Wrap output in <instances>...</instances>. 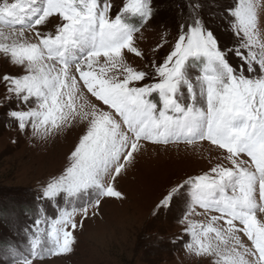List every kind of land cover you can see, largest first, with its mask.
<instances>
[{"label":"snow or ice","instance_id":"6c2138e0","mask_svg":"<svg viewBox=\"0 0 264 264\" xmlns=\"http://www.w3.org/2000/svg\"><path fill=\"white\" fill-rule=\"evenodd\" d=\"M262 8L264 0L224 8L234 43L221 46L201 0H184L172 40L167 28L146 53L139 42L160 11L157 0L118 8L112 0H0V57L20 69L0 74V108L41 140L84 128L63 169L37 183L21 243L0 241V264L72 253L89 214L106 199H126L116 182L146 146L204 142L210 167L169 185L153 216L171 214L183 226L171 242L189 257L264 264Z\"/></svg>","mask_w":264,"mask_h":264},{"label":"rangeland","instance_id":"374dc122","mask_svg":"<svg viewBox=\"0 0 264 264\" xmlns=\"http://www.w3.org/2000/svg\"><path fill=\"white\" fill-rule=\"evenodd\" d=\"M112 2L118 8L122 0ZM183 3L184 0H157L160 11L139 42L142 50L149 53L167 28H171L168 38L172 40L177 5ZM201 3L204 20L219 37L221 46L232 45L234 37L224 30L227 25L220 13L231 6L233 0H201ZM260 29L264 34V8L260 10ZM163 54L162 51L161 56ZM128 59L134 67H143L139 58L129 55ZM232 63L235 65L237 58L232 57ZM0 74L16 75L20 74V69L0 57ZM3 94L4 88L0 86V99ZM83 131V126H79L48 140L37 139L30 128L27 133H21L8 119L6 108H0V241L10 239L21 243L23 233L18 236L17 232L31 223L23 213L32 204L37 183L63 169ZM210 149L207 142L194 148L146 146L137 156L135 166L116 182L126 199H106L98 215L93 217L90 213L83 227L74 233L76 243L72 253L36 260L34 264H210L209 258L189 257L179 244L171 242L183 228L173 215L162 212L153 216L154 207L169 185L210 167L207 159ZM192 219L204 220L205 217L193 216Z\"/></svg>","mask_w":264,"mask_h":264}]
</instances>
